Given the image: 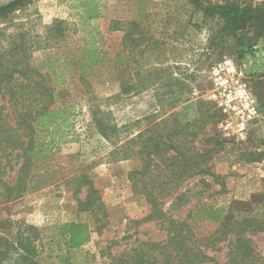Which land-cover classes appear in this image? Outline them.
<instances>
[{
  "label": "rangeland",
  "instance_id": "1",
  "mask_svg": "<svg viewBox=\"0 0 264 264\" xmlns=\"http://www.w3.org/2000/svg\"><path fill=\"white\" fill-rule=\"evenodd\" d=\"M11 1L0 0V6ZM251 1L264 3V0ZM84 2L39 0L26 13L38 23L40 33L54 20H62L71 35L79 37L67 46L40 50L31 61L45 74L62 72L64 75L65 82L57 89L58 101L54 107L74 108L76 117L72 118L74 128L67 136L69 141L63 140L52 156L30 166L25 178L27 190L20 198L8 199L10 194L0 183V237L12 238L25 231L27 225L33 226L39 239L36 244H41V264H110L113 257L131 252L141 242L166 240L167 227L162 221L154 218L143 222L153 210L140 191L142 183H135L129 176L143 166L135 154L138 148H128L126 159H120L114 151L156 123L168 120L187 100L213 104L207 98L212 88L210 71L229 58L250 75L263 120L251 129L244 142L225 137L219 123L217 129L223 145L208 165L223 178L228 192L215 195L221 186L210 178H206L211 184L207 190L200 184V177L189 179L180 185L179 191L196 186L203 194L191 198L185 207L170 209L169 214L175 219H185L199 203L214 204L217 208L242 205L264 193V145H260L264 141V39L259 41L254 55L248 54L239 60L232 55L231 39L226 44H219V38L211 40V34L217 29L204 26L202 14L194 13L184 0H94L99 16L90 21L85 20ZM26 18L27 15L17 21ZM115 21L122 29L136 21L147 37L156 40L152 46L148 45L149 39L145 41L141 48L144 52L133 57L128 55L125 61L126 77L137 70L148 85L143 84L145 88L138 94L121 95L119 71L124 61L120 65L116 61L123 50L124 32L113 30ZM80 35L84 43L77 42ZM89 46L96 47L103 60L92 69L85 68L84 61ZM151 72L165 77L157 79L155 75L156 82H150ZM178 99L181 102L177 105ZM96 121L120 130L118 140L113 138L115 144L100 134ZM178 126L179 123L170 125L171 128ZM207 134H211V125L202 129L195 139L198 149L204 147ZM181 136L184 144L192 141V137L186 141ZM255 152L260 155H254ZM17 153L0 155L1 178L10 186L16 185L22 163ZM87 182L98 192L105 205L103 211H80L79 203L85 202L90 188L84 184ZM175 196L166 199L167 209ZM75 223L88 225L91 234L90 242L77 249L70 247L71 227ZM217 228L214 223L206 222L199 223L197 230L208 236ZM252 239L256 252L264 257V234L253 235ZM227 252L224 243L208 250L220 263L227 261Z\"/></svg>",
  "mask_w": 264,
  "mask_h": 264
},
{
  "label": "trees",
  "instance_id": "2",
  "mask_svg": "<svg viewBox=\"0 0 264 264\" xmlns=\"http://www.w3.org/2000/svg\"><path fill=\"white\" fill-rule=\"evenodd\" d=\"M37 1L13 0L0 6V155L6 157L7 153L18 152L17 157L22 159L15 186H10L1 178L3 168L0 163V183L10 194V200L18 199L26 192L25 178L30 166L35 161L52 156L54 150H59L63 140L69 141L67 136L74 128L73 119L76 117L73 107H54L58 101L57 89L65 82L63 73L45 74L34 67L31 61L36 52L67 46L79 37L71 35L68 25L62 20H54L40 33L38 23L30 14H26ZM84 1L85 20L98 18V7L94 0ZM184 2L194 13L202 14L204 26L217 29L211 34V40L219 38V44H226L231 39L232 55L237 59L243 60L248 54L256 53L259 41L264 39V3L255 4L251 0ZM26 15L25 20L17 21ZM119 25V22L113 23L114 31L124 32L123 50L116 62L120 65L124 61L119 71L121 95H129L148 85H145L137 70L134 75L126 77L125 61L128 55L133 57L140 52L142 54L144 51L141 48L145 41L149 39L148 45L152 46L156 40L152 36L147 37L142 25L136 21L128 23L124 29ZM80 37L77 42L84 43L85 39ZM85 55V68L92 69L103 62L96 47L89 46ZM155 75L157 79L165 77L164 74L160 77L158 73L151 72L150 82H156ZM84 77L85 74L81 79ZM180 102L178 99L176 104ZM221 120L222 115L210 102L187 100L168 120L156 123L115 149L114 153L120 159H126L129 157L126 154L128 148H138L135 154L141 158L143 166L132 171L129 176L135 183H142L140 191L153 210L143 222L154 218L162 221L167 227V238L162 242H141L131 252L113 257L110 264H264V257L256 252L252 239L253 235L264 234V193L255 195V200L242 205L230 204L217 208L214 204L199 203L185 219H175L169 214L170 209L185 207L191 198L203 194L204 191H198L196 186L179 191L180 185L189 179L200 177V184L207 190L211 184L206 178H210L221 186L215 195L228 192L223 178L208 165L220 153L223 145L217 129ZM96 122L100 134L115 144L120 130ZM174 123H179L178 128L170 127ZM209 125L211 134H207L204 147L198 149L195 139ZM162 127L167 131L161 130ZM182 134L186 141L188 137H192V141L184 144ZM260 145H264V141ZM254 155L260 154L255 152ZM84 184H89L90 188L85 202L79 203L80 211H103L105 205L98 197V192L90 182ZM174 194L176 196L167 209L166 199ZM241 206L244 209H239ZM206 222L214 223L218 228L213 234L203 236L197 227L199 223ZM24 230L12 238L4 240L0 237V264H41V244H36L39 240L36 229L27 225ZM90 239L88 225H72L71 248H81ZM221 243L228 250L225 263H220L208 253L210 248H218Z\"/></svg>",
  "mask_w": 264,
  "mask_h": 264
},
{
  "label": "built area",
  "instance_id": "3",
  "mask_svg": "<svg viewBox=\"0 0 264 264\" xmlns=\"http://www.w3.org/2000/svg\"><path fill=\"white\" fill-rule=\"evenodd\" d=\"M210 79L207 98L222 115L219 130L229 139L246 141L251 129L263 120L250 75L229 58L212 67Z\"/></svg>",
  "mask_w": 264,
  "mask_h": 264
}]
</instances>
